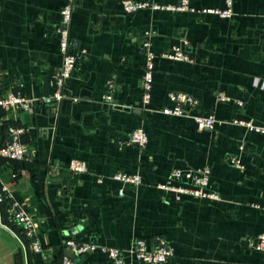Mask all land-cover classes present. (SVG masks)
I'll list each match as a JSON object with an SVG mask.
<instances>
[{"label":"crops","instance_id":"obj_1","mask_svg":"<svg viewBox=\"0 0 264 264\" xmlns=\"http://www.w3.org/2000/svg\"><path fill=\"white\" fill-rule=\"evenodd\" d=\"M123 1L74 0L69 35L78 59L63 98L53 104L44 99L55 94L56 27L67 0H0V96L11 91L38 100L31 111L0 108V141L8 126L23 128L31 157L0 159V181L35 218L42 248L33 253L28 245L27 257L20 236L0 217V261L59 264L67 238L123 250L138 239L150 249L160 238L173 251L167 264H264V253L249 248L264 234V210L255 208L264 206V140L233 123L264 126V0H234L230 20L200 13L222 9L223 0H188L192 12L134 14L123 12ZM133 1L166 6L179 0ZM150 31L157 58L143 108L141 44ZM174 45L188 48L194 62L158 58ZM109 83L113 102L106 104ZM170 92L193 96L199 106L189 113L212 114L220 123L199 131L189 117L160 113L171 106ZM220 94L229 101H219ZM136 128L146 132L143 149L127 143ZM73 159L85 162L87 172H70ZM204 167L210 169L207 191L218 200L158 187L174 169ZM116 173L136 174L141 184L115 182ZM171 185L192 186L183 179ZM19 251L22 261L15 262ZM75 261L113 264L101 251ZM125 264L138 263L126 255Z\"/></svg>","mask_w":264,"mask_h":264},{"label":"built area","instance_id":"obj_2","mask_svg":"<svg viewBox=\"0 0 264 264\" xmlns=\"http://www.w3.org/2000/svg\"><path fill=\"white\" fill-rule=\"evenodd\" d=\"M224 7L222 9L202 10L200 13L212 14L223 20H230L234 17V0H223ZM123 12L126 14H134L139 10L152 9L167 11L171 13L192 12L193 9L189 6L188 0H179L175 5H159L157 3L136 2L133 0H124L122 2ZM1 10V3H0ZM74 10V0H67L66 4L60 10V22L56 27V33L59 39V54L61 56V65L54 74L55 94L51 98H46L44 101L52 102V100L60 101L63 98V90L67 80L70 79L78 59L77 51L78 44L70 39L69 31L71 24V16ZM153 32H145V41L142 42V50L144 56L143 74L141 77V104L146 108L150 103V92L152 88L154 61L157 58L152 50ZM185 46L174 45L169 50L163 51L158 55V58L173 62L193 63L194 59ZM112 83L107 85V94L104 96L106 104L113 102ZM53 98V99H52ZM170 107H164L159 112L167 116L189 117L193 120L197 130H212L218 122L212 114H194L189 112L196 111L199 103L191 95L183 92H170L167 96ZM219 101H229V99L220 94L217 96ZM38 100L27 98L21 94L8 92L4 96H0V108L3 110L19 109L22 111H31ZM238 107L243 106V102L237 101ZM234 124L245 128L250 132H254L262 136L264 140V126L258 125L252 120H235ZM24 134V129L8 126L6 128V138L0 141V159L5 161L23 162L30 160L27 148L21 142V136ZM125 143V142H124ZM127 143L135 145L143 149L147 143V135L144 129L136 128L129 134ZM232 163L239 167V162L232 159ZM68 170L73 174H83L87 172L85 162L73 159L68 164ZM13 177H15L13 175ZM115 182L138 186L141 184L140 176L136 174L116 173L111 178ZM170 181L167 184L158 186L159 189L171 191L176 195H189L196 199L218 200L217 194L207 191L210 184V169L204 167L202 169L179 170L174 169L169 176ZM185 180L191 183V187L172 186L171 182ZM101 179L99 178V182ZM118 195H123V190H118ZM5 204L7 219L21 229L22 234L29 241L30 251L33 253H41L42 248L36 238L37 222L35 218L27 211L23 202H21L12 192H10L0 181V206ZM264 210V206H255ZM8 230V228H6ZM14 237L19 238L14 234ZM64 247L71 252V256L63 255L60 258L59 264H77L75 258L84 256L94 251L103 252L113 264H125V256L129 255L138 264H167L172 257V248L166 241L157 238L155 245L148 248L143 240H135L131 246L126 249L115 247L100 246L93 241L78 242L72 238H67L64 242ZM249 248L264 253V234L252 239L249 243Z\"/></svg>","mask_w":264,"mask_h":264},{"label":"trees","instance_id":"obj_3","mask_svg":"<svg viewBox=\"0 0 264 264\" xmlns=\"http://www.w3.org/2000/svg\"><path fill=\"white\" fill-rule=\"evenodd\" d=\"M5 209H6L5 204H2L0 206V217H1V221H2L3 224H5L8 227H10L12 229V231H14L15 233H17L20 236V238L22 239L23 243L26 246V251H27L26 253H27V257H28V251L29 250H27V247L29 245V241H28V239H26L24 237V235L21 232V229H19L14 223H12L11 221H9L7 219V215H6V210ZM22 258H23V256H22V253L20 251L18 253H16L15 256H14L15 262L16 261H19V260L22 261Z\"/></svg>","mask_w":264,"mask_h":264},{"label":"water","instance_id":"obj_4","mask_svg":"<svg viewBox=\"0 0 264 264\" xmlns=\"http://www.w3.org/2000/svg\"><path fill=\"white\" fill-rule=\"evenodd\" d=\"M52 103L54 104L55 103V100H52ZM65 255L71 256V252L69 250H67V252L65 253Z\"/></svg>","mask_w":264,"mask_h":264},{"label":"rangeland","instance_id":"obj_5","mask_svg":"<svg viewBox=\"0 0 264 264\" xmlns=\"http://www.w3.org/2000/svg\"><path fill=\"white\" fill-rule=\"evenodd\" d=\"M9 240H7V242H8ZM0 258H1V255H0ZM3 262L2 261H0V264H2Z\"/></svg>","mask_w":264,"mask_h":264}]
</instances>
